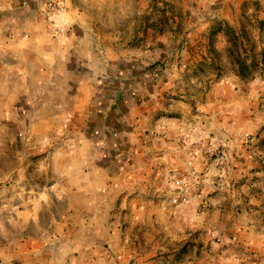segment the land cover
Listing matches in <instances>:
<instances>
[{"label":"crops","instance_id":"1","mask_svg":"<svg viewBox=\"0 0 264 264\" xmlns=\"http://www.w3.org/2000/svg\"><path fill=\"white\" fill-rule=\"evenodd\" d=\"M228 29L252 70L264 0H0V264H264Z\"/></svg>","mask_w":264,"mask_h":264},{"label":"rangeland","instance_id":"2","mask_svg":"<svg viewBox=\"0 0 264 264\" xmlns=\"http://www.w3.org/2000/svg\"><path fill=\"white\" fill-rule=\"evenodd\" d=\"M191 14H192V12L190 13V11H189V13H187V17L191 16ZM230 33L231 34L229 36L232 39V41H231V43H232L231 44V51H232L231 53H232V56H228V57H226V56H219L218 62H219V64L226 65L227 68L229 69L230 74L234 75L235 73H238V71L236 69L237 64L235 63V61H236L235 60V56H236L235 54H236V52H237L238 49L236 48V43H235L236 41H233L234 31L230 29ZM245 38L247 39L246 36H245ZM247 45H250V44L247 43ZM248 59L251 60V61L254 60V59H256L255 60L256 61L255 62L256 64H253L252 65V70L247 71L246 75H244V77H243L244 78L243 83L242 82H239L238 84H244V83L245 84H249L248 81L249 80H252L253 77H257V81H260V80L264 79V57H261V56H258V57H256V56L249 57L248 56ZM237 68H238V66H237ZM219 69H220V71L218 73V76L219 75L223 76L224 75V72L222 70H225V69L223 68V66L220 67V65H219ZM257 84H264V82H260V83H257ZM216 237H215L216 238V241H218L219 238H218V236H216Z\"/></svg>","mask_w":264,"mask_h":264},{"label":"trees","instance_id":"3","mask_svg":"<svg viewBox=\"0 0 264 264\" xmlns=\"http://www.w3.org/2000/svg\"><path fill=\"white\" fill-rule=\"evenodd\" d=\"M227 33H228L229 35L231 34V33H230V29L227 30ZM231 41H232V39H231ZM233 41H236V42H235V43H236V48L238 49V48H239V45H238V40H237V37H236L235 33H234V36H233ZM234 52H235V51H234ZM235 55H236V54H235ZM235 60H236V62H237V64H238V67H239V74L241 75V77H244V75H246L247 71H250L249 64L247 63V58L241 56V54H237V55L235 56ZM255 62H256L255 60H252V62H251V66H252L253 64H256Z\"/></svg>","mask_w":264,"mask_h":264},{"label":"built area","instance_id":"4","mask_svg":"<svg viewBox=\"0 0 264 264\" xmlns=\"http://www.w3.org/2000/svg\"><path fill=\"white\" fill-rule=\"evenodd\" d=\"M250 139V138H249ZM251 140V139H250ZM220 158L223 159L224 158V154L220 153Z\"/></svg>","mask_w":264,"mask_h":264}]
</instances>
